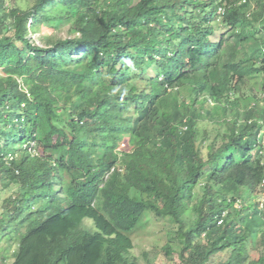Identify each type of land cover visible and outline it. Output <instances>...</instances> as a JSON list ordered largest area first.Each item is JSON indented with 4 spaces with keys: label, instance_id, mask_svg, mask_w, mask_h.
<instances>
[{
    "label": "trees",
    "instance_id": "trees-1",
    "mask_svg": "<svg viewBox=\"0 0 264 264\" xmlns=\"http://www.w3.org/2000/svg\"><path fill=\"white\" fill-rule=\"evenodd\" d=\"M13 3L0 0V264H145L133 235L152 216L182 264H264V105L245 90L264 0ZM55 10L70 36L34 39Z\"/></svg>",
    "mask_w": 264,
    "mask_h": 264
},
{
    "label": "rangeland",
    "instance_id": "rangeland-1",
    "mask_svg": "<svg viewBox=\"0 0 264 264\" xmlns=\"http://www.w3.org/2000/svg\"><path fill=\"white\" fill-rule=\"evenodd\" d=\"M9 2H11L12 4H14L13 2H15L16 4H21L22 6L25 3H28V0H9ZM254 4H252L253 6ZM63 11V10H62ZM64 15V11L62 13H60V16L58 15V11L55 10L53 11V13H51V21L49 22H44L41 25V30L39 32L33 33L32 37L34 39H38L40 36L42 37H46V36H50V35H54L57 34L59 36L65 37V36H70L68 31L69 29H73L72 27V22H73V17L66 19L65 17H61ZM221 32L226 31V29H220ZM220 32V33H221ZM227 32V31H226ZM225 32V33H226ZM229 37V36H228ZM262 79L258 80L255 88H254V94L258 93V96H262L261 92L262 91ZM247 83V82H245ZM254 81H249L245 86L248 88L247 89V93H249V91L251 90V87H254ZM250 95V94H249ZM251 96V95H250ZM252 97V96H251ZM253 98V97H252ZM261 98V97H260ZM256 99H250V105L254 106L256 104ZM262 105H264V99H261ZM244 107L246 105H249L247 102L243 103ZM251 108V110L253 107H249ZM243 110V109H242ZM230 112V111H229ZM206 125L209 128V130H214V123L213 122H209L206 121ZM251 124H249L247 127H250ZM223 130H225V127H223ZM121 143H117L115 145V149H132L133 146H130L128 144L123 145ZM39 153L42 154L41 150H36V152L34 154H38ZM49 154H51L52 156H63L62 155V150L60 148H55V150H49L48 151ZM262 200H264V197H262ZM241 204H238V207H240ZM0 208H1V199H0ZM93 221H88V226H93ZM168 220L166 219H162V218H157L155 216H152L149 222V226L143 230L142 232L139 233H135L133 235V240L135 243V252L137 253V255H139V258L141 259V261L145 264H182L180 263V259L178 258V254H172L171 256L166 254V250H165V245L167 244V242L169 241V237H168ZM144 253L146 254V257L144 255ZM222 255L218 256L217 261H219L221 259ZM225 257L227 256V254L224 255ZM259 256V254L257 253V251H254L252 253V257L253 258H257Z\"/></svg>",
    "mask_w": 264,
    "mask_h": 264
},
{
    "label": "clouds",
    "instance_id": "clouds-1",
    "mask_svg": "<svg viewBox=\"0 0 264 264\" xmlns=\"http://www.w3.org/2000/svg\"><path fill=\"white\" fill-rule=\"evenodd\" d=\"M242 2H245L246 0H241ZM219 13H220V15L221 14H224L225 13V8H221L220 9V11H219ZM264 51V50H263ZM189 62V64L190 65H192L193 66V62H191L190 60L188 61ZM258 66L260 67V68H262V71H261V73H258L255 77H252L253 79H251L250 78V80L251 81H254V88H255V85H256V83H257V81L258 80H260V79H262V91H264V70H263V68H264V53H263V57H262V59L258 62ZM249 80V81H250ZM248 81V82H249ZM251 88H253V87H251ZM248 88L246 87L245 88V90H247ZM232 94H233V92H232ZM261 94H262V96H260V97H264V92H261ZM257 95H258V93H257ZM236 96H233V98H235ZM206 104L207 105H215L216 104V102H214L212 99H209L207 102H206ZM261 124H262V130H261V132H260V135H259V137H260V143L262 142V145H264V119H262V121H261ZM123 145H126L125 143L123 144ZM126 149V148H125ZM124 149V150H125ZM264 155V154H263ZM88 221H92V220H88V219H86V225L88 226L89 224H88ZM94 223V222H93ZM92 223V224H93Z\"/></svg>",
    "mask_w": 264,
    "mask_h": 264
},
{
    "label": "built area",
    "instance_id": "built-area-1",
    "mask_svg": "<svg viewBox=\"0 0 264 264\" xmlns=\"http://www.w3.org/2000/svg\"><path fill=\"white\" fill-rule=\"evenodd\" d=\"M262 154H264V148L262 149ZM263 184H264V181H263ZM263 197H264V194H263Z\"/></svg>",
    "mask_w": 264,
    "mask_h": 264
}]
</instances>
